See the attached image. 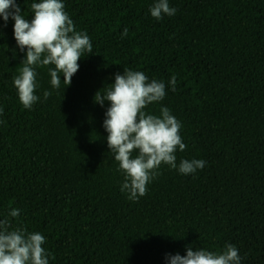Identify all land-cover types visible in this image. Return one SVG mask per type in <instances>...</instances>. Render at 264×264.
<instances>
[{"label": "trees", "instance_id": "1", "mask_svg": "<svg viewBox=\"0 0 264 264\" xmlns=\"http://www.w3.org/2000/svg\"><path fill=\"white\" fill-rule=\"evenodd\" d=\"M34 2L16 0L25 18ZM62 2L93 51L59 90L37 67L31 110L13 86L26 49L17 48L13 20L2 27L0 219L19 209L13 227L45 237L49 264H167L188 245L221 253L227 244L241 264H264V0H168L177 12L159 21L150 14L156 0ZM124 68L165 82L164 100L145 111L167 107L181 122L187 147L177 165L206 162L190 175L162 165L135 202L120 191L107 146L110 105L93 102Z\"/></svg>", "mask_w": 264, "mask_h": 264}, {"label": "clouds", "instance_id": "2", "mask_svg": "<svg viewBox=\"0 0 264 264\" xmlns=\"http://www.w3.org/2000/svg\"><path fill=\"white\" fill-rule=\"evenodd\" d=\"M30 11L31 19L25 18L16 0H0V17L4 21L0 36L3 35L2 27L11 19L17 48L20 52L26 49L19 74L13 78V86L20 104L29 110L40 99L35 94L37 67L48 68L51 87L59 90L61 76L69 87L79 70L78 61L93 51L90 37L76 30L62 0L34 2ZM176 12L168 0H156L150 8L151 17L158 21L164 16L172 17ZM127 35L128 29L124 28L121 38ZM176 83L173 75L168 87L175 91ZM102 89L104 92L98 90L93 102L101 107L106 102L110 105L103 127L107 132L109 152L114 155L117 170L123 175L120 191L127 194L130 201H138L147 194L148 184L160 175L162 165L181 175L194 174L205 167L206 162L202 159H184L177 165L176 152H183L187 145L180 135L181 122L169 108L161 107L159 116L145 111L149 105L164 100V81H149L142 71L124 68L123 74H115L114 83ZM50 96V91H44L45 101ZM2 114L3 108L0 107ZM19 216L20 210L12 208L0 219V264H49L50 253L42 247L45 237L39 232H28L19 222V226L13 227L12 220ZM165 259L167 264H241L242 258L235 245L227 244L221 253L200 248L193 250V246L188 245L185 256L177 253L167 255Z\"/></svg>", "mask_w": 264, "mask_h": 264}]
</instances>
